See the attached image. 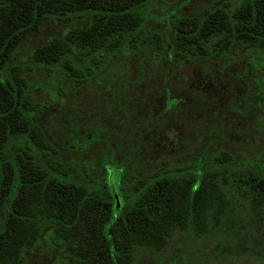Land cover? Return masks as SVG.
Listing matches in <instances>:
<instances>
[{
	"label": "trees",
	"instance_id": "16d2710c",
	"mask_svg": "<svg viewBox=\"0 0 264 264\" xmlns=\"http://www.w3.org/2000/svg\"><path fill=\"white\" fill-rule=\"evenodd\" d=\"M152 1L0 0V264H24L25 251L48 224L64 243L68 264H136L141 251L166 248L176 232L218 237L215 246L228 255L264 256L247 242L248 232L240 235L245 211L264 213V160L239 163L220 148L202 169L165 165L126 183L120 177L127 164L110 153L102 160L104 182L92 184L74 179L39 124L47 105L35 99L30 66L12 57L48 21L72 24L30 54L56 91L63 78L75 86L120 74L129 80L114 59L149 42L161 56L168 50L164 57L175 67L223 56L232 44L264 49V0L205 9L192 18L173 15L162 37L144 29ZM262 56H250L258 69H264ZM256 102L264 107V92ZM119 200L130 208H117Z\"/></svg>",
	"mask_w": 264,
	"mask_h": 264
},
{
	"label": "rangeland",
	"instance_id": "374dc122",
	"mask_svg": "<svg viewBox=\"0 0 264 264\" xmlns=\"http://www.w3.org/2000/svg\"><path fill=\"white\" fill-rule=\"evenodd\" d=\"M240 1L153 0L144 29L162 37L173 15L192 18L205 9H234ZM71 25L46 22L23 41L12 61L23 68L30 66L26 76L38 85L35 99L47 105L39 124L74 179L92 184L99 179L102 184L103 156L110 153L127 164L120 177L126 183L165 165L189 163L202 169L208 156L220 148L239 163L264 160L260 121L264 107L256 102L264 92V69L250 62L251 54L262 53L264 60V49L232 44L223 56L209 55L175 67L164 57L168 50L161 56L157 45L149 42L114 59L127 71L130 82L122 74L83 86L63 78L56 91L46 73L34 67L30 54L36 46L62 36ZM111 181L117 184L119 178ZM130 203L119 200L118 207L123 211ZM244 215L246 225L240 235L248 232L247 242L264 253V213L247 210ZM51 228L45 225L38 243L25 251L24 264H68L62 255L64 243L54 238ZM217 238L176 232L166 248L141 251L136 264H264V256L255 253L228 255L215 246Z\"/></svg>",
	"mask_w": 264,
	"mask_h": 264
},
{
	"label": "water",
	"instance_id": "95a60500",
	"mask_svg": "<svg viewBox=\"0 0 264 264\" xmlns=\"http://www.w3.org/2000/svg\"><path fill=\"white\" fill-rule=\"evenodd\" d=\"M116 205H117V208H118V202H117V204H116Z\"/></svg>",
	"mask_w": 264,
	"mask_h": 264
}]
</instances>
